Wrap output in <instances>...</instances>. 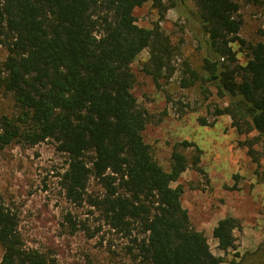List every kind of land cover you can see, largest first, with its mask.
Listing matches in <instances>:
<instances>
[{
    "label": "trees",
    "instance_id": "obj_1",
    "mask_svg": "<svg viewBox=\"0 0 264 264\" xmlns=\"http://www.w3.org/2000/svg\"><path fill=\"white\" fill-rule=\"evenodd\" d=\"M162 0H0V93L10 114L0 117V149L11 143L33 146L51 139L68 157L61 173L66 198L86 202L114 233L125 238L134 264H223L205 235L195 229L182 205L178 183L190 167L199 169L192 145H173L169 169L153 158L144 140L147 110L132 92L131 64L148 49L144 71L154 80L172 70V46L158 26L136 23L134 10ZM179 5L184 0H175ZM197 8L201 64L184 66L183 87H211L226 105L211 115H227L245 137L251 158L264 161V42L239 34L236 0H192ZM244 53L236 57L233 44ZM205 123L206 119H201ZM199 151V149H197ZM264 181V166L257 171ZM90 180L99 191L88 192ZM176 183V185H173ZM75 230V224H72ZM234 216L212 230L223 252L236 249ZM0 264H46L28 249L16 212L0 196ZM228 264H239L236 257Z\"/></svg>",
    "mask_w": 264,
    "mask_h": 264
},
{
    "label": "rangeland",
    "instance_id": "obj_2",
    "mask_svg": "<svg viewBox=\"0 0 264 264\" xmlns=\"http://www.w3.org/2000/svg\"><path fill=\"white\" fill-rule=\"evenodd\" d=\"M236 2L237 17L242 21L240 36L248 42H264V0ZM177 3L162 0L154 6L147 1L134 10L139 26H158L172 46V70L156 80L144 71L148 49L131 64L135 75L132 92L148 113L144 140L165 170L169 169L173 145L184 140L192 143L185 152L199 155V169L188 168L178 180L191 225L205 235L211 251L224 259L223 264L234 257L239 264H264V181L257 175L264 161L259 164L249 156L243 145L245 137L231 127L229 116L211 115L215 105H226L225 98L212 87L204 94L197 86H182L188 75L185 64L199 67L202 50L195 36L199 31L194 2ZM233 49L238 61L244 63V53L236 43ZM5 56L0 45V61ZM11 112L9 98L0 93V117ZM67 161V155L57 151L51 139L33 146L11 143L0 149V196L17 214L25 247L44 255L46 264H134L126 253L129 242L125 238L104 224L86 202L74 204L66 198L60 175ZM99 189L96 181L90 180L88 192ZM228 215L238 218L241 227L234 231L237 248L223 252L212 230ZM1 254L0 246V258Z\"/></svg>",
    "mask_w": 264,
    "mask_h": 264
}]
</instances>
